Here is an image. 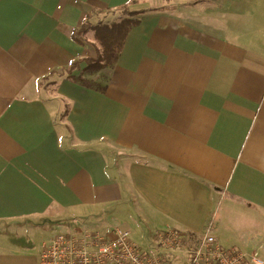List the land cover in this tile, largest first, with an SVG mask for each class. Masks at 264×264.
Here are the masks:
<instances>
[{
    "label": "crops",
    "instance_id": "1",
    "mask_svg": "<svg viewBox=\"0 0 264 264\" xmlns=\"http://www.w3.org/2000/svg\"><path fill=\"white\" fill-rule=\"evenodd\" d=\"M123 4L142 12L115 65L67 70L97 55L72 30ZM217 205L216 240L264 255V6L0 0V264L98 212L198 234Z\"/></svg>",
    "mask_w": 264,
    "mask_h": 264
},
{
    "label": "built area",
    "instance_id": "2",
    "mask_svg": "<svg viewBox=\"0 0 264 264\" xmlns=\"http://www.w3.org/2000/svg\"><path fill=\"white\" fill-rule=\"evenodd\" d=\"M209 220L198 234L166 227L156 231L146 248L129 238L127 228L112 235L99 230L70 229L42 241L38 264H264V255L224 247Z\"/></svg>",
    "mask_w": 264,
    "mask_h": 264
},
{
    "label": "trees",
    "instance_id": "3",
    "mask_svg": "<svg viewBox=\"0 0 264 264\" xmlns=\"http://www.w3.org/2000/svg\"><path fill=\"white\" fill-rule=\"evenodd\" d=\"M99 12H114L125 16L119 20L99 21L96 24H91L88 22V18H90L94 12L87 13L80 27L72 30L71 38L78 43H84L85 34L91 32L97 55L95 58L77 59L66 67L67 70L72 71L78 68L79 63L82 61L86 63L83 70L87 71L95 72L103 69L106 70V68L114 66L129 31L139 23V19L134 18V16L142 11L130 10L129 4H123L117 6L116 9L111 10L110 8H105ZM72 79L74 80L75 77ZM76 80H79L83 85L90 86V83L83 79L81 74Z\"/></svg>",
    "mask_w": 264,
    "mask_h": 264
},
{
    "label": "rangeland",
    "instance_id": "4",
    "mask_svg": "<svg viewBox=\"0 0 264 264\" xmlns=\"http://www.w3.org/2000/svg\"><path fill=\"white\" fill-rule=\"evenodd\" d=\"M236 2H240L241 6H248V7H255L257 5L264 6V0H236ZM120 17H122V14H120L118 18H120ZM98 18H100V17H98ZM111 18H113V15L110 17V19ZM114 18H116L115 15H114ZM103 73L93 75L92 79L95 82H97L98 84H102L103 79L101 76H104L106 71ZM218 208H219V206L217 205L216 209L214 210V216L215 217L213 218L212 221L216 222V220L218 218V216H217ZM83 223H84L83 226H79L80 229H83V230H85V229H87V230H98L99 229L107 235H112L113 227H117L118 225H120V223H125L129 227L128 232H129L130 240L133 241L134 243L140 245L142 248L147 247L148 239L156 231V230H154L152 232H146L139 227V224L137 222L133 223L131 221V225L127 224L126 222H123L121 214H118L115 217H110L109 214L104 213V212H98L95 215H92L89 218H86L83 221ZM235 224H237L238 227H241V225H243V223L240 220L237 221ZM220 226H221V223H220ZM214 228L217 229L216 224L213 225V229ZM240 237H242V236L239 235V236L234 237V235L232 234L229 237L230 243H233V241L237 242L240 239ZM40 240H41L40 237L34 238L33 239V246L39 247L40 246ZM41 246H42V244H41ZM37 264H38V261H37Z\"/></svg>",
    "mask_w": 264,
    "mask_h": 264
}]
</instances>
